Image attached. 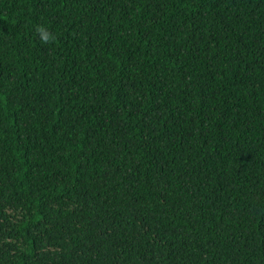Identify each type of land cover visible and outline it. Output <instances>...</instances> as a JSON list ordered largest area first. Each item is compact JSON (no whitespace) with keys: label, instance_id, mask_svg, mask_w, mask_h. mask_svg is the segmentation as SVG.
I'll return each instance as SVG.
<instances>
[{"label":"trees","instance_id":"trees-1","mask_svg":"<svg viewBox=\"0 0 264 264\" xmlns=\"http://www.w3.org/2000/svg\"><path fill=\"white\" fill-rule=\"evenodd\" d=\"M0 264H264V0H0Z\"/></svg>","mask_w":264,"mask_h":264},{"label":"clouds","instance_id":"clouds-1","mask_svg":"<svg viewBox=\"0 0 264 264\" xmlns=\"http://www.w3.org/2000/svg\"><path fill=\"white\" fill-rule=\"evenodd\" d=\"M35 31L38 34L40 41L44 44L53 43L57 38L55 33L49 31L44 26H37Z\"/></svg>","mask_w":264,"mask_h":264}]
</instances>
